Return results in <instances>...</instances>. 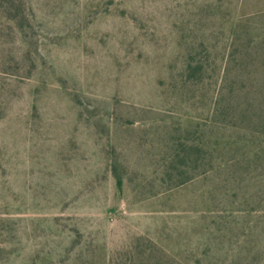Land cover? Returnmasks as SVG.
<instances>
[{
  "label": "rangeland",
  "instance_id": "374dc122",
  "mask_svg": "<svg viewBox=\"0 0 264 264\" xmlns=\"http://www.w3.org/2000/svg\"><path fill=\"white\" fill-rule=\"evenodd\" d=\"M260 58L264 0H0V264H264Z\"/></svg>",
  "mask_w": 264,
  "mask_h": 264
},
{
  "label": "trees",
  "instance_id": "16d2710c",
  "mask_svg": "<svg viewBox=\"0 0 264 264\" xmlns=\"http://www.w3.org/2000/svg\"><path fill=\"white\" fill-rule=\"evenodd\" d=\"M255 60V58H252V61L255 62ZM260 60L263 62L264 58H260ZM262 81L264 82V78ZM230 90L225 92V89L222 88L217 92V98L211 109V115L213 119H219L217 121L220 122L221 126L224 125L228 128H241L244 120L256 123L257 121L255 122V120H257L261 115V108L259 107L257 110L256 106H262V104H255L253 100L254 96H251V94L249 95L251 97L247 98L246 93H241L240 97L238 93H232L233 95H230L232 92ZM245 100H247L246 103H244ZM254 109L256 110V113ZM250 110H252L253 113L249 115L248 113ZM258 124H260L261 128H264V122H258Z\"/></svg>",
  "mask_w": 264,
  "mask_h": 264
}]
</instances>
